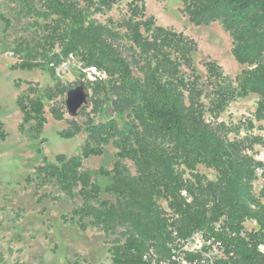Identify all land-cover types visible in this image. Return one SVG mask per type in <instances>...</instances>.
Returning <instances> with one entry per match:
<instances>
[{"label":"trees","instance_id":"trees-1","mask_svg":"<svg viewBox=\"0 0 264 264\" xmlns=\"http://www.w3.org/2000/svg\"><path fill=\"white\" fill-rule=\"evenodd\" d=\"M8 1L17 3L19 16L31 20L30 27L40 32L36 40L14 42L11 56L16 61L11 70H40L54 82L42 91L28 83L17 96L20 130L31 125L34 138L41 134L46 124L44 101L52 103L49 114L54 121L64 120L66 111L57 100L66 96L68 87L57 70L69 58L98 74L93 81L86 80L84 88L91 92L93 117L108 119L97 124L86 121L78 156L58 154L54 162H45L34 172L39 186L53 183L69 199H81L82 204L70 213V224L80 231L96 228L104 234L119 224L129 226L124 242L107 250L112 264H153L151 249L158 262L169 255L167 246L175 239L197 231L221 240L230 264H264V192L253 193L254 183L264 179V164L252 156L253 147L264 142L260 137L228 138L241 128L253 130L250 120L233 130L219 121L230 102L254 94L259 97L254 120L264 123V0H179L192 25L219 23L232 37L235 61L248 67L232 81L215 63H203L207 81L214 80L209 83L208 106L202 102L207 95L192 62L196 43L156 26L153 17H145L139 0L127 4V17L105 24L90 15H106L114 0ZM0 22L5 30L11 27L2 14ZM133 69L140 77L133 75ZM124 113L129 120L120 130L109 117ZM79 132L72 120L60 135L69 139ZM0 138H5L2 123ZM110 143L118 161L111 170L95 173L111 178L101 190L94 174L83 170V162L102 156ZM121 160L133 163L134 175L127 173ZM199 166L214 171L216 180L196 174ZM185 172L192 179H184ZM33 182L32 176L25 179L27 185ZM102 192L114 196L115 202L101 201ZM161 200L166 209L158 204ZM246 221L256 229L246 230Z\"/></svg>","mask_w":264,"mask_h":264},{"label":"rangeland","instance_id":"rangeland-1","mask_svg":"<svg viewBox=\"0 0 264 264\" xmlns=\"http://www.w3.org/2000/svg\"><path fill=\"white\" fill-rule=\"evenodd\" d=\"M132 0H114L111 11L102 16L90 15V19L105 24L108 19L113 22L127 17V4ZM138 5H144L145 17H153L156 26L171 29L192 39L197 50L192 55V62L197 75L204 84L207 95L202 99L205 106L212 99L211 90L214 80L207 81V74L203 63L212 62L222 69L230 80L244 70L246 65H240L232 56L233 40L231 35L224 31L219 23L207 27H196L188 21L183 13V6L179 0H139ZM0 14L7 17L11 27L5 30L0 22V123L5 134L4 140L0 138V264H112L107 250L114 243H123L126 234L131 230L127 225H117L115 230L104 234L96 228L80 231L70 224L71 211L82 204L79 197L69 199L55 184L39 186L35 180V169L45 162H54L55 156L63 154L67 157L78 156L86 138L85 123L93 119V123L105 122L108 118L93 117L90 113L91 92L84 88L86 80H90L87 69L76 58H69L58 70L60 80L68 87V91L81 86L86 95V103L72 117L68 114L64 98H58L57 105L64 106L66 111L64 120L57 122L51 118L49 110L52 103L44 101V116L46 124L41 134L34 138L30 132L31 125L20 130L22 115L16 104L17 96L27 89L28 83L37 84L42 91L51 87L54 82L50 76L40 70L21 71L11 70L16 59L12 58L11 50L14 42L20 39H38L39 31L30 27L31 20L23 19L18 14V4L8 0H0ZM128 53V52H126ZM133 75L140 77L133 69ZM189 75V72L186 73ZM259 97L251 94L243 99H236L229 103L220 115L219 121L227 129H234L249 120L254 125L253 130L241 128L229 133L228 138L244 139L260 137L264 142V123L256 122L253 114L256 110ZM110 106V99L106 108ZM120 130L125 129L128 122L126 113L111 115ZM74 120L80 127V132L74 137L66 139L60 133L67 131L70 122ZM117 151L112 143L103 149L100 157H91L83 162V170L94 174L93 180L104 190L111 183V178L95 175L99 169L111 170L118 161ZM252 156L256 161L264 164V145H255ZM121 165L129 175L135 174L132 162L121 160ZM196 174L206 181H215L216 173L204 167H197ZM32 176L34 182L27 185L25 179ZM184 179H192L185 172ZM264 192V179L259 178L253 185V193L259 196ZM101 201L112 204L115 197L102 192ZM264 203V198L262 199ZM158 204L166 209V203ZM67 222L64 223L63 218ZM252 226H246L251 229Z\"/></svg>","mask_w":264,"mask_h":264},{"label":"built area","instance_id":"built-area-1","mask_svg":"<svg viewBox=\"0 0 264 264\" xmlns=\"http://www.w3.org/2000/svg\"><path fill=\"white\" fill-rule=\"evenodd\" d=\"M87 74L91 81L94 80L95 75H98L94 68H88ZM257 175L260 177L261 170H257ZM182 195L186 197L185 192ZM246 226H252V228L248 230ZM244 227L248 231L256 229V225L250 221H246ZM173 236L175 237L176 233ZM167 248L169 255L158 262L155 261L156 255L151 249L150 256L153 257V264H230L222 241L208 236L203 231H197L186 239H175ZM258 249L262 251L263 246L260 245Z\"/></svg>","mask_w":264,"mask_h":264},{"label":"water","instance_id":"water-1","mask_svg":"<svg viewBox=\"0 0 264 264\" xmlns=\"http://www.w3.org/2000/svg\"><path fill=\"white\" fill-rule=\"evenodd\" d=\"M85 103L86 95L83 87L78 86L67 92L65 105L70 116L74 117Z\"/></svg>","mask_w":264,"mask_h":264}]
</instances>
